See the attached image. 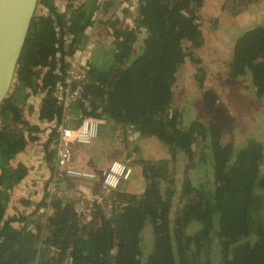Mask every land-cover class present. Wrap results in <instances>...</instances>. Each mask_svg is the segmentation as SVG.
Segmentation results:
<instances>
[{
  "label": "trees",
  "instance_id": "1",
  "mask_svg": "<svg viewBox=\"0 0 264 264\" xmlns=\"http://www.w3.org/2000/svg\"><path fill=\"white\" fill-rule=\"evenodd\" d=\"M224 1L236 14L258 0ZM109 2L104 8H99L104 2L96 0L68 4L59 13L54 0H38L47 12L32 20L17 64L15 94L8 95L0 108V264H264L263 146L249 140L234 149L232 143H222L223 124L193 120L185 125L175 105L178 69L202 45L198 12L204 0H137L136 26L130 30L120 27V19L102 20L100 25L112 31V41L108 51L95 54L89 64L81 98L72 111L76 117L132 127L145 138L157 139L172 160L183 156L191 167L205 164L209 177L194 184L187 176L176 194L162 185L174 183L168 163L140 160L142 192L117 189L104 196L103 203L93 202L86 219L88 231L76 201L61 196L49 205L44 197L41 207L49 206L48 211L33 228L12 226L32 214L4 218L10 191L29 172L20 163L12 169L10 162L39 140L43 130L38 122L61 120L52 92L63 79L65 59L83 47L94 12L100 9L105 14ZM140 34L144 38L137 51ZM245 76L255 97L263 98L264 25L242 32L234 42L228 78ZM24 90L40 95L36 124L23 119ZM216 99L210 91L202 94L210 109ZM55 134L52 129L44 144L46 153ZM147 229L151 242L144 251ZM214 240L219 262L209 253ZM43 249L46 255L40 261Z\"/></svg>",
  "mask_w": 264,
  "mask_h": 264
},
{
  "label": "rangeland",
  "instance_id": "2",
  "mask_svg": "<svg viewBox=\"0 0 264 264\" xmlns=\"http://www.w3.org/2000/svg\"><path fill=\"white\" fill-rule=\"evenodd\" d=\"M109 1V8L105 14H102L101 21L103 19L108 20L111 17L115 18L111 10L115 7L119 9L121 5L128 6L129 8L133 7V13H136L137 0ZM66 2L71 4V6H80L86 2L88 4L89 2L92 3L93 0H54V7L58 9V5ZM96 2H105V0H96ZM106 6L104 4L102 8ZM128 7L126 8L127 13H122L124 17L121 18L123 22L120 27H125L130 30L136 26V17L132 14V10H128ZM235 10L232 4L230 5L224 0H204L203 6L198 12V22L202 32V45L200 48L194 50L193 56L191 58L187 57L178 69L177 81L174 87L175 105L181 111L185 125H188L193 120L204 123L214 121L224 125L222 143H232L234 149H239L247 141L256 140L264 149V100L255 97L251 82L247 76L234 80L228 78V65L232 56V48L235 40L242 32L259 25H264V0L250 2L247 7L236 14H234ZM46 12V8L38 4L35 15H42ZM94 13L95 16H101L97 9ZM95 32L90 34L91 40H94L93 37L99 38L101 35L104 37L107 36L105 28L98 32V36ZM109 37L113 36L110 35ZM143 38L144 34H140L137 37V42L135 43V49L137 51L141 48ZM85 42L86 45L89 44L86 39ZM90 42L92 43L93 41ZM15 85L16 83L14 81L13 87ZM13 87H11L9 96L15 94ZM205 91H210L217 97L213 109H210L202 100V94ZM30 92L29 90L20 92V101L29 103L32 113V103L34 102L36 104L41 98L40 95H33ZM18 93L19 90H17V95H19ZM44 137V134L39 137L42 151H44ZM153 142L150 140L145 143V147L147 148L146 152H149L145 159L169 164V174H172L174 177V183L171 186L170 184L161 183L176 191V194L180 192L182 183L187 176L191 177L194 184L199 183L202 178L204 181V178L209 177L210 169L205 164L193 163V167H191L183 156L172 160L164 147L153 145ZM49 150L53 153V147L50 146ZM195 151L197 152L198 149ZM140 157L141 152L139 153V159L134 160L139 161L142 159ZM197 159L198 156H195V161ZM138 168L140 169L135 171L132 176L133 178H131L128 186L123 187L122 192L128 194H140L142 192V188L145 187V180L143 175L140 174L141 166L138 165ZM80 198L82 199L80 203L85 206L86 199ZM177 207H179V204L174 205V210ZM79 209V216L83 219L82 225L86 227L85 231H88V223H86L88 221L86 219L90 216L92 210L90 214H87L83 208L79 207ZM261 220L264 224V209ZM149 233L150 230L147 229L143 235L144 251L151 242ZM216 243V240H214L210 244L209 253L215 262H219L220 254Z\"/></svg>",
  "mask_w": 264,
  "mask_h": 264
},
{
  "label": "crops",
  "instance_id": "3",
  "mask_svg": "<svg viewBox=\"0 0 264 264\" xmlns=\"http://www.w3.org/2000/svg\"><path fill=\"white\" fill-rule=\"evenodd\" d=\"M104 4H106V0ZM67 5V2L58 5V9H56L57 12L63 13ZM127 7L128 6L124 5H121L119 9L118 7H115L113 10H111L113 12L112 14L115 15V18L121 20V18L124 17L122 12H124ZM128 10H132V14L136 16V13H133V7H128ZM102 14L103 13H101V16L94 15V19L98 22V24L95 23V25L85 31V36L87 35V42H89L88 49L93 55L92 59L94 58L95 54L105 51L109 46L108 44H110V42L112 41L111 37H109L112 31L109 28H105L104 23L100 25L102 22L100 20L103 16ZM103 28H105V33L107 34L106 37L101 35L99 38L93 37L94 40L90 39V34H93L97 30V32L95 33L98 36V32ZM90 41L93 42L91 43ZM84 46H86V42L84 43ZM40 103L41 99L38 100L36 104L34 102L32 103V113L31 108L29 107V103H23L22 116L25 121L30 124L37 123L35 117H37ZM38 125L43 130V132L39 134L38 137L44 134L45 137L43 144H45L49 139L51 133L50 125L40 122H38ZM150 140L154 141L153 145L163 147V145L157 139L145 138L138 132H136L132 127H123L116 123L101 121L97 140H95L89 146L74 147V164L77 167L100 173L101 171L105 170L112 161H122L130 165V167L133 166L131 167L133 170V176L135 171H138V169H140L138 168L137 164L140 160H151L145 159L148 156L147 153H149L148 151L146 152L147 148L145 147V143L146 141ZM43 150L44 151H42L41 142L38 140L34 144H28L25 151L20 153L14 160L10 162V167L12 169H14L19 163L29 168L28 175L10 191L9 202L4 218L7 219L13 216L17 218L26 217L31 214L32 217L25 220L24 222L13 223L12 226L15 229H19L22 226L33 228L34 223L38 220V217L40 216L41 220L42 217L44 218L45 214L48 211L46 208H43V206L41 207V205L44 201V191L51 174V168L53 165V153H51V151L50 153H46L44 147ZM140 152L142 159H140L139 161H135L134 159H139ZM47 154H50V157ZM132 176L131 178H133ZM130 180L122 183L119 187V191H123V187L128 186ZM143 189L144 187L142 188V190ZM61 192H64L61 197L75 200L77 206L79 205V207L83 208V210H86V212L89 211L87 207L88 202L103 203V197L105 196V198H107L105 194H102L98 182H81L78 183V187L74 188V190L68 187L65 191ZM80 197L86 199V209L85 206H83L80 202L78 204Z\"/></svg>",
  "mask_w": 264,
  "mask_h": 264
},
{
  "label": "built area",
  "instance_id": "4",
  "mask_svg": "<svg viewBox=\"0 0 264 264\" xmlns=\"http://www.w3.org/2000/svg\"><path fill=\"white\" fill-rule=\"evenodd\" d=\"M101 7L102 5L99 8ZM99 13H102L100 9ZM92 56L88 45H86L72 56L67 57L63 79L56 84L52 92L56 103L61 108V120L58 123L49 124L50 132L55 129L56 134L50 144L53 147V165L44 195L47 205L52 198L64 193L59 190L60 183H66L67 188L70 187L74 190L78 187V183L98 182L102 194L109 195V193L119 189L122 183L130 180L133 174L130 165L117 160L112 161L100 173L77 167L74 164V147L89 146L97 140L99 135V120L76 117L72 111L73 104L81 98L86 71L94 59ZM79 199L78 204L82 200ZM88 203L89 211L86 212L87 214L93 208V202ZM48 207L46 206V209Z\"/></svg>",
  "mask_w": 264,
  "mask_h": 264
},
{
  "label": "water",
  "instance_id": "5",
  "mask_svg": "<svg viewBox=\"0 0 264 264\" xmlns=\"http://www.w3.org/2000/svg\"><path fill=\"white\" fill-rule=\"evenodd\" d=\"M37 6L38 0H0V108L13 87L18 60ZM66 188V183H60V191ZM45 255L43 249L40 261Z\"/></svg>",
  "mask_w": 264,
  "mask_h": 264
},
{
  "label": "flooded vegetation",
  "instance_id": "6",
  "mask_svg": "<svg viewBox=\"0 0 264 264\" xmlns=\"http://www.w3.org/2000/svg\"><path fill=\"white\" fill-rule=\"evenodd\" d=\"M93 18H94V16H93ZM101 20V19H100ZM103 20H106V19H103ZM99 21V20H98ZM95 23L96 24H98V22L96 21V20H94V25H95ZM254 90V89H253ZM254 94H255V90H254ZM260 99H262V100H264V97L263 98H260ZM205 181V180H204ZM199 182H203V178L201 179V181H199Z\"/></svg>",
  "mask_w": 264,
  "mask_h": 264
}]
</instances>
